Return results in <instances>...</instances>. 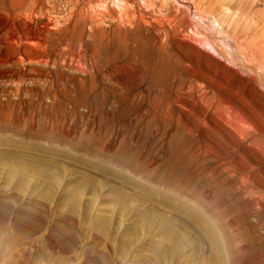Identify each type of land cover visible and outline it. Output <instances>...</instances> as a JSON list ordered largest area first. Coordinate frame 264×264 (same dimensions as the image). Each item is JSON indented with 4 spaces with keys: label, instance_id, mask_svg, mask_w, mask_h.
Instances as JSON below:
<instances>
[{
    "label": "rangeland",
    "instance_id": "1",
    "mask_svg": "<svg viewBox=\"0 0 264 264\" xmlns=\"http://www.w3.org/2000/svg\"><path fill=\"white\" fill-rule=\"evenodd\" d=\"M24 1L0 264H264V0Z\"/></svg>",
    "mask_w": 264,
    "mask_h": 264
},
{
    "label": "bare ground",
    "instance_id": "2",
    "mask_svg": "<svg viewBox=\"0 0 264 264\" xmlns=\"http://www.w3.org/2000/svg\"><path fill=\"white\" fill-rule=\"evenodd\" d=\"M3 1V0H0ZM31 1V0H30ZM42 0H35L34 5H38ZM47 5V3H46ZM134 5V4H133ZM43 8V7H42ZM33 9V8H32ZM48 9V8H47ZM30 11V10H29ZM84 13V12H83ZM133 14V13H132ZM27 15V14H26ZM27 17V16H26ZM128 17V16H127ZM25 18V1L24 0H17V2H13L12 4H10L8 7H4V9L2 8V6H0V37H2L3 35L5 36H9L10 40L12 42H17V41H26L27 43H34V44H38V45H42L44 42L47 41V38L44 37L43 39H41V37H39L38 31L36 28L33 27H29L30 29L28 31L24 30V23L23 20ZM41 19V17H40ZM135 19V18H134ZM132 20V19H131ZM144 20V19H142ZM44 24V22H43ZM56 24V23H55ZM128 24V23H126ZM46 26V23L44 24ZM49 25V24H48ZM124 25V24H123ZM135 25V24H133ZM132 25V26H133ZM150 25V24H149ZM30 26V25H29ZM43 26V25H42ZM44 26V29H45ZM120 26V25H119ZM54 27V26H53ZM28 28V27H27ZM33 28V29H32ZM49 28V27H48ZM47 31V28L46 30ZM82 31H85V25L82 26ZM81 31V32H82ZM183 31V30H182ZM80 32V33H81ZM157 32V31H156ZM166 32V31H165ZM79 33V35H80ZM120 34V33H119ZM171 35V34H170ZM169 37V36H168ZM6 40V39H5ZM83 37L82 39L78 40V43L83 42ZM103 41V40H102ZM155 41V39L153 40V42ZM161 41V40H158ZM72 42V41H71ZM156 42V41H155ZM70 43V42H69ZM74 43V42H73ZM163 43V42H162ZM12 45V44H11ZM37 45V46H38ZM56 45V43L54 44ZM58 45V44H57ZM153 45V44H152ZM32 46V45H31ZM40 47V46H39ZM58 46H54V54L52 55V59H54V61L59 62V60L62 57V52L61 51H57ZM71 47H73L71 45ZM17 48V47H16ZM159 48V47H158ZM72 49V48H71ZM77 50V45L73 47L72 52L74 55L75 51ZM42 51V50H41ZM45 51V50H44ZM79 52V51H78ZM37 53V52H36ZM77 54V53H76ZM31 55V54H30ZM17 56V54H16ZM44 57V56H43ZM153 58V57H152ZM9 59V58H8ZM154 60V59H153ZM9 61V60H8ZM84 61V59L82 60ZM32 62V61H31ZM39 62V61H38ZM85 62V61H84ZM88 62V61H87ZM108 63V62H107ZM7 66V65H6ZM71 67V66H70ZM53 68V67H52ZM82 68V67H81ZM4 69V68H3ZM34 70V69H32ZM74 70V69H73ZM78 70V69H77ZM6 72V71H5ZM81 72V71H80ZM74 73V72H73ZM80 74V73H79ZM83 74V73H82ZM10 78V77H9ZM39 78V77H38ZM42 78V77H41ZM44 78V77H43ZM103 82V81H102ZM206 236L208 235L209 237H211V232L210 230L206 229L205 231ZM211 239V238H210ZM216 241V240H215ZM214 240H211V250L213 253V257L216 260L217 264L223 263L225 264V261L222 260V258L224 259V257H222V250L223 248L220 249V244L215 243ZM218 242V241H217ZM167 244V243H166ZM219 245V246H218ZM124 246V245H123ZM176 248V247H175ZM173 250V248H170ZM162 254L164 252V250H161ZM162 254L159 255V253H156V257L158 259H161ZM165 256V255H164ZM226 257V255H223ZM224 261V262H222Z\"/></svg>",
    "mask_w": 264,
    "mask_h": 264
}]
</instances>
